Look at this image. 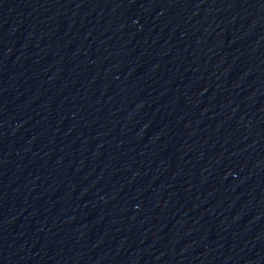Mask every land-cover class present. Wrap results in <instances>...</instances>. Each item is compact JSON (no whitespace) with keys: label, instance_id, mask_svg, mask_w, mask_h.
Listing matches in <instances>:
<instances>
[{"label":"water","instance_id":"obj_1","mask_svg":"<svg viewBox=\"0 0 264 264\" xmlns=\"http://www.w3.org/2000/svg\"><path fill=\"white\" fill-rule=\"evenodd\" d=\"M139 264H264V0H225L192 128Z\"/></svg>","mask_w":264,"mask_h":264}]
</instances>
